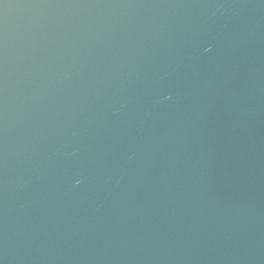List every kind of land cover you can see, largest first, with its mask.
Listing matches in <instances>:
<instances>
[{
  "label": "water",
  "instance_id": "water-1",
  "mask_svg": "<svg viewBox=\"0 0 264 264\" xmlns=\"http://www.w3.org/2000/svg\"><path fill=\"white\" fill-rule=\"evenodd\" d=\"M0 264H264V0H0Z\"/></svg>",
  "mask_w": 264,
  "mask_h": 264
}]
</instances>
